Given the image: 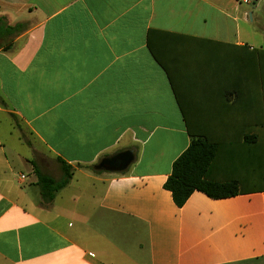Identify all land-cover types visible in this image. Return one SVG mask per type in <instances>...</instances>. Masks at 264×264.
Masks as SVG:
<instances>
[{
    "label": "crops",
    "instance_id": "0c3cea01",
    "mask_svg": "<svg viewBox=\"0 0 264 264\" xmlns=\"http://www.w3.org/2000/svg\"><path fill=\"white\" fill-rule=\"evenodd\" d=\"M259 1L0 0V18L24 26L0 50V264H264V191H196L179 208L164 188L187 120L259 107L257 87L237 71L220 85L209 66L257 49L242 26ZM126 152V171L98 168ZM58 159L74 176L46 202L36 170L59 179Z\"/></svg>",
    "mask_w": 264,
    "mask_h": 264
},
{
    "label": "trees",
    "instance_id": "16d2710c",
    "mask_svg": "<svg viewBox=\"0 0 264 264\" xmlns=\"http://www.w3.org/2000/svg\"><path fill=\"white\" fill-rule=\"evenodd\" d=\"M23 30V25L10 26L4 18H0V50H4L11 38ZM151 49L157 62L172 77L173 72L167 63L156 55L152 46ZM212 53L224 54L218 50ZM230 55V58H210V69L215 71L216 77L220 75V85L227 84L229 72L233 77L234 71H237V85H251L261 91V94L255 95L259 107L254 105L251 109L226 108L219 111L225 118L224 121L230 122L228 124L192 125L191 121L187 120L190 146L173 163L172 173L164 185L179 208H182L196 191L214 200L264 191V49L244 47L239 48L237 52H231ZM244 71L247 72L246 78ZM231 81L233 82V78ZM58 161L62 174L59 179L36 170L38 186L46 202H52L56 194L64 189L74 176V167L62 159ZM79 167L91 170L95 168L83 165ZM251 186L257 188H249Z\"/></svg>",
    "mask_w": 264,
    "mask_h": 264
},
{
    "label": "rangeland",
    "instance_id": "374dc122",
    "mask_svg": "<svg viewBox=\"0 0 264 264\" xmlns=\"http://www.w3.org/2000/svg\"><path fill=\"white\" fill-rule=\"evenodd\" d=\"M257 11H258V14L260 16L259 22L255 23L253 25H248V24L243 25L242 26V33L244 36H247V37L248 36L249 37L254 36L255 40L258 41L259 44L256 45L255 41L252 38L249 39L250 40L249 44L253 45L257 48H260V46H262L261 44H264V38H262V35L264 33V0L259 1ZM54 173L55 172H53V174H51V176H56Z\"/></svg>",
    "mask_w": 264,
    "mask_h": 264
},
{
    "label": "water",
    "instance_id": "95a60500",
    "mask_svg": "<svg viewBox=\"0 0 264 264\" xmlns=\"http://www.w3.org/2000/svg\"><path fill=\"white\" fill-rule=\"evenodd\" d=\"M133 161V153L126 152L123 154H120L112 159H106L104 160L100 165V170H109V171H118V172H124L128 169L130 164Z\"/></svg>",
    "mask_w": 264,
    "mask_h": 264
},
{
    "label": "clouds",
    "instance_id": "9594fccd",
    "mask_svg": "<svg viewBox=\"0 0 264 264\" xmlns=\"http://www.w3.org/2000/svg\"><path fill=\"white\" fill-rule=\"evenodd\" d=\"M131 178H122L121 181H113L112 182V187L116 190H123L124 187L130 186L129 181Z\"/></svg>",
    "mask_w": 264,
    "mask_h": 264
},
{
    "label": "built area",
    "instance_id": "2783aa9c",
    "mask_svg": "<svg viewBox=\"0 0 264 264\" xmlns=\"http://www.w3.org/2000/svg\"><path fill=\"white\" fill-rule=\"evenodd\" d=\"M243 5H252L258 0H238ZM25 176H22V179H25Z\"/></svg>",
    "mask_w": 264,
    "mask_h": 264
},
{
    "label": "flooded vegetation",
    "instance_id": "af4514ba",
    "mask_svg": "<svg viewBox=\"0 0 264 264\" xmlns=\"http://www.w3.org/2000/svg\"><path fill=\"white\" fill-rule=\"evenodd\" d=\"M110 159H112V158H110Z\"/></svg>",
    "mask_w": 264,
    "mask_h": 264
}]
</instances>
